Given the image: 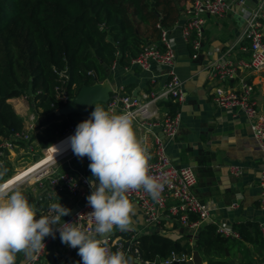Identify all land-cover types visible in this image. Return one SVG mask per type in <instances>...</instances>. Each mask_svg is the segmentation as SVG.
I'll use <instances>...</instances> for the list:
<instances>
[{
	"label": "trees",
	"instance_id": "trees-1",
	"mask_svg": "<svg viewBox=\"0 0 264 264\" xmlns=\"http://www.w3.org/2000/svg\"><path fill=\"white\" fill-rule=\"evenodd\" d=\"M190 1L0 0V141L24 128V119L10 103L22 96L29 98L37 116V130L43 128L41 135L32 138L42 149L59 141L70 126L76 130L88 119L77 113L67 117L55 114L64 104L56 98L53 69L68 67L69 98L83 86L111 80L107 70L111 71L116 61L129 66L145 44L159 41L157 25L171 29ZM99 106L107 110V105ZM161 106L173 115L179 109L171 102ZM42 158L44 155L35 162ZM5 168L6 179L12 178L15 172L8 174V162ZM234 229L240 239L222 237L213 224L205 223L193 236L194 245L189 242L192 235L174 239L156 230L138 237L137 248L142 260L157 263L172 252L191 257L194 251L206 264H231L232 258L237 264L263 262L264 236L257 222L246 221Z\"/></svg>",
	"mask_w": 264,
	"mask_h": 264
},
{
	"label": "built area",
	"instance_id": "built-area-1",
	"mask_svg": "<svg viewBox=\"0 0 264 264\" xmlns=\"http://www.w3.org/2000/svg\"><path fill=\"white\" fill-rule=\"evenodd\" d=\"M247 4L248 0H192L188 2L181 13L182 16L184 15L183 22L178 19L174 23L173 29L180 28L183 41L189 44L193 51L191 58L198 60L203 54L205 17H224L237 11L242 14L245 19V27L241 35L227 45L222 54L208 60L203 70L208 73L209 79L216 83L211 91L214 104L228 112H240L246 117L264 161V114L257 107L255 84L246 75L247 72H264V23L262 21L264 19V0H259L253 8H248ZM157 26L161 29L158 43L145 44L137 56L131 59L130 65L136 66L144 72H151L154 66L162 69V75L166 79L162 88L145 92L139 98L123 95L116 89L111 94L107 111L112 114L130 113L133 118V125L138 123L140 129L145 127L149 129L159 128L164 137L173 139L179 133L181 126L179 109L174 115L170 114L169 111L159 115V106L161 103L169 102L177 104L179 107L184 104V81L176 72L175 40L172 38L170 30L162 29L160 24ZM243 43L248 44L250 51L248 61L240 59L235 54L236 48L242 46ZM244 50L246 49L244 48ZM53 70L57 75V85L54 89L56 98L65 105L70 99L66 92L67 84L70 81L68 67L54 68ZM22 98L25 101L29 99L27 96H22ZM36 120V117L29 118L21 131L14 133L9 139L0 141V165L4 167L5 159L12 151L28 153L33 150L32 138L37 130ZM75 132L74 126H70L61 139L73 136ZM154 138L155 159L150 162V174L160 179L161 182H165L161 197L159 200L153 199L142 189L128 193L129 199L140 207L145 228L148 231L157 230L161 232L163 217H168L180 227L189 228L196 232L205 223L213 224L216 227V233L222 237L240 239L239 232L233 226L215 220V216L212 214L214 210L212 205L202 202L195 195L194 187L197 179L193 169L190 166L178 167L174 165L163 140L156 134H154ZM71 153L73 152L61 156L55 163ZM48 167L37 175L35 183L40 184L44 179H47L51 196L65 193L74 199L84 201L71 217L62 219L61 222L76 223L82 228L93 229L94 222L88 217L93 209L87 201V197L93 191L89 185L90 180L75 171L60 172L58 167ZM230 173L234 177H241L244 171L241 166L233 165L230 167ZM28 180L29 178L22 179L13 185L20 187L28 184ZM259 187V208L264 214V164L260 171ZM170 200L175 201V204L169 205ZM49 214V209H47L44 215ZM191 217H196L197 220L191 222ZM258 228L264 236V220L258 222ZM57 237H60L59 231H56L54 236L46 237L44 240L45 248L32 253L26 264H42L41 260L47 253L48 246ZM137 239H131L126 244L112 236H107L102 241L111 252L123 251L136 264H174L192 259L186 254L172 252L167 259L160 263L144 261L137 248ZM78 251L77 248L76 257L80 263H83ZM260 264H264V261Z\"/></svg>",
	"mask_w": 264,
	"mask_h": 264
},
{
	"label": "crops",
	"instance_id": "crops-1",
	"mask_svg": "<svg viewBox=\"0 0 264 264\" xmlns=\"http://www.w3.org/2000/svg\"><path fill=\"white\" fill-rule=\"evenodd\" d=\"M258 2L259 0H248V8H253ZM187 4L188 2L185 6ZM181 13L179 20L183 22L184 15L182 16ZM205 18L203 54L198 60L191 58L193 51L190 45L183 41L180 28L173 29L172 26L169 29L175 40L177 52L176 72L184 81L185 91V103L179 107L181 115L179 133L175 138L167 139L159 128L140 129L138 123L133 126L137 137L143 141L151 154L150 162L155 159L154 134H156L166 145L167 153L174 165L178 167L190 166L193 169L197 179L194 193L202 202L214 207L212 214L215 216V220L225 222L233 228L246 221H255L258 224L260 220H264V214L259 208V176L264 164L263 155L246 117L240 112H228L214 104L211 91L216 83L210 80L208 73L203 70L208 60L222 54L227 45L241 35L245 27V19L238 11L224 17L206 16ZM262 21L264 23V19ZM154 43H158V41ZM235 54L240 59L248 61L250 59L248 44L243 43L242 46L237 47ZM162 72V69L157 66H154L151 72H144L136 66H121L116 61L110 71L111 80L108 81L115 84L117 90L123 95L139 98L145 92L162 88L166 80ZM246 75L255 84L257 107L264 114V72H247ZM10 103L16 113L24 119L25 124L29 118L36 117L29 101H25L22 97L11 99ZM159 107V115L167 111L163 106ZM91 113L86 119L91 118ZM42 133L43 128L36 130L33 136L36 137ZM68 138L57 141L47 150L44 149V158L16 173L9 179L11 183L14 184L19 180L29 178L30 175L39 171L58 156H64L71 152ZM35 146H39L37 140H33V150ZM29 153L12 151L5 159L4 168L8 162L9 170L12 171L14 168V172H16L17 168L13 162L19 157L24 158ZM90 163L91 161L87 157L81 160L71 153L54 166L58 167L60 172L75 171L92 180L94 177L89 169ZM233 165L243 168V176L234 177L231 175L230 167ZM19 188L28 198L30 204H35L38 218L40 215H44L51 203L61 202L64 207L71 209L69 215L76 210V207L84 203V201L74 199L65 193L51 196L47 179H44L40 184L33 181ZM131 202L135 206V211L132 214V230L121 232L115 229L107 235L126 244L131 239H137L141 235L156 231H148L145 228L140 207L135 202ZM172 204H175V201L170 200L169 205ZM69 215L62 219L69 218ZM162 223L161 233L174 239L192 235L189 242L191 245L195 244L193 236L195 237L199 230L196 232L180 227L168 217H163ZM103 238L105 237L97 236V239L102 240ZM71 249L73 248L63 244L60 237H57L48 246L47 253L41 262L42 264H60L62 262L63 264H83L76 257L77 249H73V257L71 255L65 259ZM31 254H17L15 264H26L30 260ZM71 258L74 259L73 262L70 261ZM132 262L136 264L134 260ZM203 263L206 264V262Z\"/></svg>",
	"mask_w": 264,
	"mask_h": 264
},
{
	"label": "clouds",
	"instance_id": "clouds-1",
	"mask_svg": "<svg viewBox=\"0 0 264 264\" xmlns=\"http://www.w3.org/2000/svg\"><path fill=\"white\" fill-rule=\"evenodd\" d=\"M68 143L76 157L91 161L93 191L87 201L93 209L88 217L94 228L61 222L71 212L61 202L51 203L50 214L38 218L35 204L5 179L8 169L0 165V264H15L20 253L39 252L45 248V238L56 231L63 244L79 249L83 264H133L126 253L111 252L97 239L115 229L132 230L135 206L129 192L142 189L159 200L165 187V182L150 174L152 157L137 137L132 115L112 114L96 104L91 118L78 124Z\"/></svg>",
	"mask_w": 264,
	"mask_h": 264
},
{
	"label": "water",
	"instance_id": "water-1",
	"mask_svg": "<svg viewBox=\"0 0 264 264\" xmlns=\"http://www.w3.org/2000/svg\"><path fill=\"white\" fill-rule=\"evenodd\" d=\"M251 1V0H249ZM108 76H110V70H107ZM117 89V86L110 83L108 80L96 83L91 86H83L78 93L69 99V101L55 112L57 116L67 117L71 114H80L82 118H88L90 113L95 109L96 104L107 105L110 101L111 94ZM76 210L69 215L71 217ZM73 249L70 250L69 254L65 259L72 255ZM60 264H63L60 263ZM174 264H204L203 259L199 252L194 251L192 259L189 261L176 262Z\"/></svg>",
	"mask_w": 264,
	"mask_h": 264
},
{
	"label": "rangeland",
	"instance_id": "rangeland-1",
	"mask_svg": "<svg viewBox=\"0 0 264 264\" xmlns=\"http://www.w3.org/2000/svg\"><path fill=\"white\" fill-rule=\"evenodd\" d=\"M36 117H37V116H36ZM36 119H37V118H36ZM36 121H37V120H36ZM59 138H60V137H58V139H59ZM43 150H44V149H42L41 147H39V146H35V147H34V150H33L32 152H30L28 155H25L24 158L21 159V158L19 157L18 160H15V161L13 162V164L16 165V168H17L15 174L18 173L19 171L23 170V169L26 168L27 166L33 164L37 159H39L40 157H42V156L44 155ZM55 164H56L55 162L52 163L51 165H49L48 168L54 166ZM11 173H14V168H13L12 171H10L8 174H11ZM15 174H14V175H15ZM14 175H13V176H14ZM6 178H7V177H5V179H6ZM36 178H37V176H35V177L29 179V180L27 181V183H31V182L35 181ZM231 262H232L231 264H237V263H238V262H237V259H235V258H232Z\"/></svg>",
	"mask_w": 264,
	"mask_h": 264
},
{
	"label": "bare ground",
	"instance_id": "bare-ground-1",
	"mask_svg": "<svg viewBox=\"0 0 264 264\" xmlns=\"http://www.w3.org/2000/svg\"><path fill=\"white\" fill-rule=\"evenodd\" d=\"M67 138H68V137H65L64 139H67ZM60 157H61V155L58 156V157H57L56 159H54L53 161H51L50 163H48L47 165H45L44 167H42L41 169H39V171L34 172L32 175H30L29 179H31V178H33V177L39 175L41 172L44 171V169H46L49 165H51L52 163H54V162H55L57 159H59Z\"/></svg>",
	"mask_w": 264,
	"mask_h": 264
}]
</instances>
